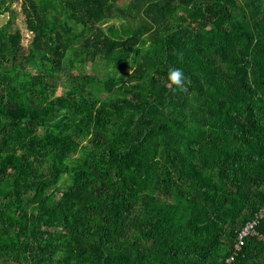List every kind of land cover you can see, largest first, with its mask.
<instances>
[{
  "label": "trees",
  "instance_id": "1",
  "mask_svg": "<svg viewBox=\"0 0 264 264\" xmlns=\"http://www.w3.org/2000/svg\"><path fill=\"white\" fill-rule=\"evenodd\" d=\"M5 14L0 264H226L264 204V0H0ZM256 230L234 264H264Z\"/></svg>",
  "mask_w": 264,
  "mask_h": 264
},
{
  "label": "built area",
  "instance_id": "2",
  "mask_svg": "<svg viewBox=\"0 0 264 264\" xmlns=\"http://www.w3.org/2000/svg\"><path fill=\"white\" fill-rule=\"evenodd\" d=\"M255 221L248 223L242 231V234H240V239H238L237 243L235 244V254L233 257L228 259L226 261V264H234L235 258L237 257L238 253L241 252L243 246H244V237L252 235H257V226L260 224H264V204L259 209L258 213L256 214ZM259 237V236H258Z\"/></svg>",
  "mask_w": 264,
  "mask_h": 264
},
{
  "label": "rangeland",
  "instance_id": "3",
  "mask_svg": "<svg viewBox=\"0 0 264 264\" xmlns=\"http://www.w3.org/2000/svg\"><path fill=\"white\" fill-rule=\"evenodd\" d=\"M17 4H22V2L15 3V9L17 12V20H16V29H20L22 32L24 41L23 44L24 46H28L29 43L32 42L33 35L27 28V24L25 23V16L23 15L22 8L20 6H17ZM9 20V15L5 14L0 17V27L5 25V23ZM35 72V71H34Z\"/></svg>",
  "mask_w": 264,
  "mask_h": 264
},
{
  "label": "clouds",
  "instance_id": "4",
  "mask_svg": "<svg viewBox=\"0 0 264 264\" xmlns=\"http://www.w3.org/2000/svg\"><path fill=\"white\" fill-rule=\"evenodd\" d=\"M167 81L171 91H184L187 85V78L185 77L183 70L180 68H170L167 73Z\"/></svg>",
  "mask_w": 264,
  "mask_h": 264
},
{
  "label": "crops",
  "instance_id": "5",
  "mask_svg": "<svg viewBox=\"0 0 264 264\" xmlns=\"http://www.w3.org/2000/svg\"><path fill=\"white\" fill-rule=\"evenodd\" d=\"M17 6H20L21 8H22V4H17ZM13 9H15V4L13 5ZM24 20H25V18H24ZM25 23H26V21H25ZM27 26V25H26ZM262 207V206H261ZM258 213V211L256 212V214Z\"/></svg>",
  "mask_w": 264,
  "mask_h": 264
}]
</instances>
